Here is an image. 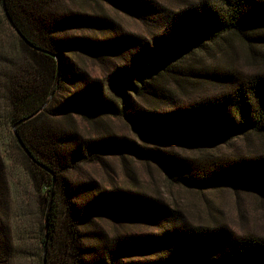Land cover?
Wrapping results in <instances>:
<instances>
[{"label": "trees", "instance_id": "trees-1", "mask_svg": "<svg viewBox=\"0 0 264 264\" xmlns=\"http://www.w3.org/2000/svg\"><path fill=\"white\" fill-rule=\"evenodd\" d=\"M98 4L143 21L150 36L126 34L87 10ZM0 27L4 116L13 128L33 116L17 134L34 159L16 137L31 179L30 202L21 205L0 145V264L26 262L31 249L41 264L45 256L46 264H264V237L196 224L169 201L70 178L107 157L125 170L132 158L156 164L187 189L231 186L264 199V142L251 140L264 137V71L204 65L197 55L214 46L224 52L232 37L263 46L264 0H201L174 11L152 0H0ZM83 58L103 69L105 81ZM75 116L94 132L87 135ZM110 118L136 138L115 133ZM240 138L246 144L233 153L215 151ZM32 201L31 248L25 223ZM102 219L146 229L111 237L96 227Z\"/></svg>", "mask_w": 264, "mask_h": 264}, {"label": "rangeland", "instance_id": "rangeland-1", "mask_svg": "<svg viewBox=\"0 0 264 264\" xmlns=\"http://www.w3.org/2000/svg\"><path fill=\"white\" fill-rule=\"evenodd\" d=\"M161 7H167L169 10L184 9L191 2L197 4L201 0H152ZM191 1V2H190ZM91 12H99L104 16H108L115 20L119 29L126 34L136 35L138 37H149L150 28L141 20L135 19L123 11L107 4H98L94 7H87ZM172 12V11H170ZM4 29L0 27V46ZM226 47V48H225ZM222 47L214 46L207 51H200L197 55L201 58L200 63L204 65L221 67L225 62L233 68H237L244 72L264 71V45L257 47L255 43L250 44L243 38L232 37ZM82 66L86 68L92 75L105 81L106 75L103 69L95 62L88 58L81 60ZM225 66V65H224ZM37 83H40L37 78ZM107 86L108 81H107ZM4 83L0 77V145L3 156L6 161L8 175L13 188V195L21 205L24 202H30L29 194H26L27 186L31 187V179L29 178L28 162L17 147L15 127L13 128L5 118L6 102L3 99L2 89ZM69 90L68 84L65 83L60 89L57 98L61 99ZM74 119L80 127L89 135L93 131L88 124L82 123L76 116ZM115 133L122 136L135 137V133L122 120L110 118L108 119ZM90 128V129H89ZM111 128V127H110ZM90 130V131H89ZM94 132V131H93ZM97 136V132L92 133ZM255 146L259 142H264V137L251 139ZM244 138L236 139L229 145H223L218 148L217 153L229 154L234 149L244 147L246 144ZM259 145V144H258ZM181 154H195L188 149L180 146H171ZM212 152V151H210ZM214 152V151H213ZM191 156V155H190ZM106 164L82 165L76 170L70 178L77 181H96L104 187L111 189L112 187L126 188L134 192L147 195L150 198H160L169 201L174 208L185 211L191 220L200 225H216L228 224L234 231L238 233L256 234L264 237V199L250 194L248 190L234 187H220L217 189H209L208 191H196L179 186L171 181V179L156 165L135 162L132 158L127 161V168L124 170L122 161L119 158L107 157ZM56 187V186H55ZM56 189V188H55ZM47 190H43V194L47 196ZM59 203L64 208V201L59 195ZM30 214L27 217L29 222L25 223V238L29 246H35V234L32 229L33 217L35 211V201L30 204ZM97 228L108 233L111 237L115 235L125 234L127 229L129 232L136 233L145 230L146 227L135 224H117L110 220L102 219L97 222ZM125 232V233H124ZM30 256L26 262L22 261L18 264H41L36 249L30 250Z\"/></svg>", "mask_w": 264, "mask_h": 264}, {"label": "water", "instance_id": "water-1", "mask_svg": "<svg viewBox=\"0 0 264 264\" xmlns=\"http://www.w3.org/2000/svg\"><path fill=\"white\" fill-rule=\"evenodd\" d=\"M26 42H27L28 44H31V43H30L29 41H27V40H26ZM31 46H32L33 48H35L36 50H39V49H37L36 47H34L33 45H31ZM39 51H40V50H39ZM47 53H48V52H47ZM48 54H50V53H48ZM50 55H51V54H50ZM59 79H60V69H59V66H58V72H57L56 83L59 82ZM55 88H56V85L53 87V91L55 90ZM52 96H53V94H52ZM52 96H51V98H52ZM51 98H50V99H51ZM48 103H49V102H48ZM32 117H33V116H32ZM32 117L27 118V119H25V120L19 122V123L15 126V133H16V137L18 138V140H19V142H20L22 148L25 150V152L28 154V156H29L32 160H34V159L31 157V154L29 153V151L25 148V145L22 143V141H21L19 135L17 134V128H18V126H19L22 122H25V121L31 119ZM54 187H55V184H54ZM54 193H55V188H53V190H52V194H51V204H52V200H53V198H54ZM47 222H48V216H47ZM45 255H47V247H46ZM46 262H47V258H46V256H45V264H46Z\"/></svg>", "mask_w": 264, "mask_h": 264}]
</instances>
